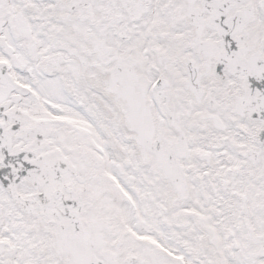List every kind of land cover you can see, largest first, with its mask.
<instances>
[{
  "label": "snow or ice",
  "instance_id": "6c2138e0",
  "mask_svg": "<svg viewBox=\"0 0 264 264\" xmlns=\"http://www.w3.org/2000/svg\"><path fill=\"white\" fill-rule=\"evenodd\" d=\"M0 264H264V0H0Z\"/></svg>",
  "mask_w": 264,
  "mask_h": 264
}]
</instances>
